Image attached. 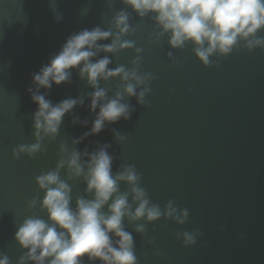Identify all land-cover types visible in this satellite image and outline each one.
I'll use <instances>...</instances> for the list:
<instances>
[{
    "label": "water",
    "instance_id": "95a60500",
    "mask_svg": "<svg viewBox=\"0 0 264 264\" xmlns=\"http://www.w3.org/2000/svg\"><path fill=\"white\" fill-rule=\"evenodd\" d=\"M121 10L128 12L132 29L122 39L134 41V47L100 52L93 62L107 56L110 70L123 66L145 78L135 96L124 93L126 82L119 76L98 81L109 99L122 94L129 119L106 122L99 134L85 137L99 113V107L95 112L90 107L96 89L79 68L72 69L69 82L40 88L39 94L54 105L70 98L83 103L65 114L54 138L41 133L35 156L14 158L18 145L37 142L38 105L28 91L37 88L33 74L71 35L97 26L115 33L111 21ZM161 32L152 15L141 18L122 0H0V252L12 264L27 252L14 238L20 224L31 216L48 219L36 177L55 170L72 151L86 162L101 148L113 157L114 175L135 166L152 204L163 211L173 201L190 211L184 225L166 215L151 222L125 218L138 264H264V47L249 49L241 41L230 56L215 54L206 66L191 42L173 48L170 34ZM257 36L264 37V29ZM145 88L150 91L141 103ZM60 176L72 189L73 208L78 198H94L84 176L70 178L67 165ZM128 191L121 182L120 192ZM129 203L134 211L131 195ZM140 225L142 232L136 230ZM195 229L197 243L183 246L177 234ZM85 264L103 262L85 259Z\"/></svg>",
    "mask_w": 264,
    "mask_h": 264
},
{
    "label": "clouds",
    "instance_id": "9594fccd",
    "mask_svg": "<svg viewBox=\"0 0 264 264\" xmlns=\"http://www.w3.org/2000/svg\"><path fill=\"white\" fill-rule=\"evenodd\" d=\"M141 18L152 15L162 29L160 35L170 34L169 44L173 48H183L191 42L199 60L206 66L210 58L219 54L228 57L241 41H247V47H264V37L257 33L264 29V0H122ZM116 32L95 27L84 29L71 35L60 52L39 73L33 74L36 91L30 88L31 99L38 105L33 115L37 142L20 144L13 150V156L19 159L21 154L30 157L41 151V133L58 134L66 113L83 100L65 99L53 104L39 89H51L53 83L60 85L69 82L72 69L79 68L82 78L96 90L91 97V110L99 107V113L93 122L88 135H97L103 131L105 123H114L120 118L129 119V106L122 103L123 96L117 93L109 99L106 90L99 87L98 81L121 77L126 82L124 93L136 95L137 87L145 82V78L136 71H127L123 66L110 70L111 61L105 56L93 62L98 53H113L118 50L133 48L134 41L122 39L132 29L129 14L125 10L117 12L111 21ZM114 37V38H113ZM112 38L111 44L100 45L98 41ZM251 38V39H250ZM137 52L142 51L137 49ZM171 56V53H169ZM138 61H134L137 63ZM135 81L131 83L128 81ZM145 88L139 93L140 102H144ZM86 123V122H85ZM84 137H81L83 139ZM79 143V141H76ZM67 152L66 147L61 149ZM89 156L87 151L83 154ZM113 157L105 148L93 152L86 162H82L81 153L72 151L67 160L58 161L56 169L42 173L36 177L40 190L44 191L41 208L46 210L48 219L31 216L24 219L15 232V240L27 249L17 264L34 261L35 264H85V259H99L103 264H138L134 251L133 236L125 230L124 220L138 221L147 219L155 221L162 215L175 219L180 225L188 222V208L174 206L169 201L162 211L158 205L152 204L146 190L139 185L135 166H125L123 171L113 174ZM67 168L71 177L84 176L87 191L94 193L93 199L78 198L76 207L71 206L72 189L60 176V169ZM126 182L130 191L120 192V183ZM131 195L137 206L133 211L129 203ZM36 200L30 204L35 206ZM107 206V212L103 209ZM144 231L143 225L136 229ZM200 230L182 231L183 246L189 247L197 243ZM0 264H12L10 258L0 252Z\"/></svg>",
    "mask_w": 264,
    "mask_h": 264
}]
</instances>
